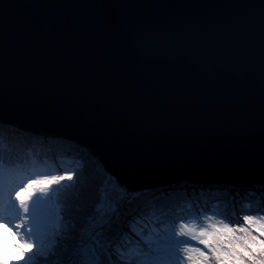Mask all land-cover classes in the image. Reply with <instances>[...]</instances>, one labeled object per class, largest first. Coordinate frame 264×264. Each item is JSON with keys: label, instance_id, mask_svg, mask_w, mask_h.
<instances>
[{"label": "water", "instance_id": "1", "mask_svg": "<svg viewBox=\"0 0 264 264\" xmlns=\"http://www.w3.org/2000/svg\"><path fill=\"white\" fill-rule=\"evenodd\" d=\"M264 0H0V123L129 193L264 187Z\"/></svg>", "mask_w": 264, "mask_h": 264}, {"label": "snow or ice", "instance_id": "2", "mask_svg": "<svg viewBox=\"0 0 264 264\" xmlns=\"http://www.w3.org/2000/svg\"><path fill=\"white\" fill-rule=\"evenodd\" d=\"M76 175L65 171L10 183L7 161L0 159V264H33L38 254H50L46 264H105V256L108 264H264V209L233 222L198 207L194 216L174 221L163 247L154 246L136 231L145 219L143 210L130 213L123 225L119 213L116 219L88 217L87 226L79 229L71 202L61 210L56 202L60 189L52 188ZM132 240L147 250L126 251Z\"/></svg>", "mask_w": 264, "mask_h": 264}, {"label": "trees", "instance_id": "3", "mask_svg": "<svg viewBox=\"0 0 264 264\" xmlns=\"http://www.w3.org/2000/svg\"><path fill=\"white\" fill-rule=\"evenodd\" d=\"M0 135H2L0 136L1 141L8 139L11 143L5 146L0 145V159L7 161L8 172L21 167L22 162L29 159L30 161L35 160L37 157H41L43 160L53 158V160H49L50 162L47 166H43L39 169V172L43 173H38V175H59L65 171H72L76 173L78 170L80 172V170L85 168L88 164L87 169L77 173L83 176V181L81 180V189L84 188L87 191V196L78 198L80 201L78 200L79 202L77 201L76 203L74 201L72 203L68 200L73 206V217L76 219L79 229H83L87 226L88 217H93L94 220H99L100 217V220H102V215L105 213L108 214L107 218L111 216L112 214L108 213L107 210L111 209L112 206H115L118 210H120L122 206L123 209L126 207L123 212H121L123 209L120 211L121 213L119 212L120 218L118 222L122 225L126 223V217L130 213L143 210L145 213V219L141 220L136 226V231L142 232L144 236L155 232L158 227H164L168 221L179 216L178 214L175 216L173 214L176 213V209L179 205L178 202H181L180 195H174L172 198L166 189L152 190L146 193L127 194L123 191V188L120 187L119 183L111 175L107 174L100 161L89 150L78 144L67 142L62 139L59 140L56 138L41 137L27 132H16V130H8L6 127L2 126H0ZM62 146L69 147L72 151L66 154L59 150ZM22 154L27 155L29 159H23ZM56 154H63L64 156ZM65 187H63L64 192ZM52 188L53 191H55L59 188V185H53ZM254 188H259L260 193L255 194ZM190 189H193V192L196 191V187ZM241 189L245 188L241 187ZM63 190H61L59 194L64 193ZM207 190L209 191L210 189L208 188ZM235 190L236 189L230 190L232 193V200H225L223 197L213 198V200L211 199L212 201L217 199L219 206L210 212L216 213L217 218H223L225 216L229 218L233 212L234 206L242 212L255 210L258 212V210L264 209L263 186L246 189V193H242L241 190H238L241 194L236 192V195ZM124 192L125 195L123 196L122 193ZM195 193L197 194L198 192ZM88 194L90 195L88 196ZM142 194L144 195L141 196ZM127 195L129 196L126 197ZM181 195L184 196V193ZM258 195L261 197L260 200ZM134 196L138 201H133L126 206L128 203L126 202V199H130L129 201H132L133 199L131 198H134ZM235 199L237 200L236 202H234ZM184 200L185 199L182 201ZM191 200L192 199H189L188 202ZM194 200H196V198ZM56 201L60 205L59 197ZM195 204L199 203L196 201ZM103 205L105 206L106 211L101 213L98 210H100ZM246 205H249L250 208H247ZM245 208L248 210H245ZM195 210L196 208L193 209L194 212ZM189 212L191 213L189 210L186 211V213ZM162 241L163 240L156 244L163 247L166 241ZM136 247L137 244L135 240H132L131 242H126L125 250L131 253L135 251H146V248L139 247L138 249H135ZM49 256L45 257L44 262L50 259ZM103 259L105 264H108V258L105 256Z\"/></svg>", "mask_w": 264, "mask_h": 264}, {"label": "rangeland", "instance_id": "4", "mask_svg": "<svg viewBox=\"0 0 264 264\" xmlns=\"http://www.w3.org/2000/svg\"><path fill=\"white\" fill-rule=\"evenodd\" d=\"M0 126L6 127L8 130L10 129L12 131L16 130V132L17 131H19L21 133L24 132V131H21L20 129H17V128L13 127V126H7V125H2V124H0ZM30 134H32V133H30ZM0 136H2V135H0ZM0 139H1V137H0ZM56 139L61 140V138H56ZM62 140H64V139H62ZM64 141H66V140H64ZM9 144H11V143H10V141H8V139H5L3 141L0 140V145L1 146H5V145H9ZM36 149H39V148H36ZM59 150L63 151L66 154H68L69 152L72 151L71 148L66 147V146L60 147ZM41 153H42V151H41ZM56 155L64 156L63 154H56ZM22 158L23 159H29V157L27 155H23V154H22ZM49 160H53V158L43 160L41 157H37L35 160H31L30 161V159H29V160H26V161L22 162V166L21 167L15 168L14 170L9 171V172L7 171L10 183L19 184L21 180H24V179L29 178V177L36 176V175H38V173L39 174L43 173V172H39V169H41V167H43V166H47L49 164V162H50ZM87 167H88V164H87V166L85 168L80 170V172H82L85 169H87ZM80 172L78 170V172H76V174L80 173ZM46 175H48V174H46ZM82 177H83L82 175L77 174L76 177H74L73 181H67L66 180V181L61 182V184L59 185L60 191L63 190L64 189L63 187L66 186L65 187V192L63 190L64 193L59 194L61 210H63V208H64L63 205L65 204V201L70 200L72 203H73V201L76 203L79 200L78 198L87 196V191L84 188L81 189V182L83 181ZM178 185L179 186H177V187H174V188H171V189H166V190H167V192L170 193V197H172V198L174 197V195H176V196L180 195L181 202H178L179 205H178V208L176 209V213L173 214L174 216L177 215V214L179 216H177L174 219L168 221L166 223V225H164V227L163 226L161 228L158 227V229H156L155 232L145 235L144 236V240H145L146 243H150L151 244L154 241L158 242L160 240L166 241V237H167L168 233L170 232L171 228L173 227L174 221L177 220L181 216H185V217L194 216L195 212L193 211V209L201 207V205H202L201 203L202 202L204 203V205H205L207 210L212 211L214 209L215 205L216 206L219 205V203H217V199L212 201L213 198H221V197H223V199H225V200H229V199L232 200V193H231L230 190H233V189H236L235 190V195H236V192L237 193L239 192L238 190H241L242 193H246L247 192L246 189H241L240 186H235V185H230V184H209V185H207V184H193V185H196V186H194V187H196V191L195 192H198L196 194L195 192H193L194 191L193 189H190V188L186 187L187 185H182V184H178ZM256 186H258V185H256ZM256 186H254V187H256ZM120 187H122V186L120 185ZM208 188L210 189L209 191L207 190ZM155 190H159V189H155ZM123 191H125L124 188H123ZM149 191H152V190H149ZM125 192L127 194H133V193H129L127 191H125ZM125 192L122 193L123 196L125 195ZM146 192H148V191H145L144 193H146ZM254 192H255V194L256 193H260L259 188H254ZM182 193H184V196L181 195ZM239 194H241V193L239 192ZM89 195L90 194H88V196ZM143 195L144 194H142L141 196H143ZM128 196L129 195H127L126 197H128ZM258 197H259V200H260L261 197L259 195H258ZM192 198H196V201L199 204H195L196 201H192V200L188 202V200L192 199ZM131 199H133V200L129 201L130 199H126V202H128L126 206H128L133 201H138L137 198H135V196H134V198H131ZM183 199H185V200L182 201ZM63 200H65V201H63ZM236 201L237 200L235 199L234 202H236ZM78 206H80V205H78ZM122 209H123V206L121 207L120 210H118V208L116 209L115 206H112L111 209L107 210V212L112 214L111 217L113 219H115L117 213H119ZM124 209L121 212H123ZM187 210L191 211V213L190 212L186 213ZM98 211L101 212V213H103V211H106L105 206L103 205L101 207V209L98 210ZM253 213H257V210H255V211H243L242 212V211H239L238 209H236L235 206H234L232 215L229 217V219L231 221H233V222H236V221L242 219V215L243 214H253ZM107 215H108L107 213L103 214L102 215V220L107 219ZM218 219H219V217H218ZM99 220H100V217H99ZM200 223H204L203 219L200 220ZM5 243L7 244L8 242L5 241ZM138 248H139V246L137 245V247L135 249H138ZM136 252L137 251L133 252V254H135ZM2 254H3V252H0V255H2ZM49 257L51 259V256H49ZM12 259H15L14 251L12 252ZM44 261H45V256L38 254L35 257V259L33 261V264H45L46 262H44Z\"/></svg>", "mask_w": 264, "mask_h": 264}, {"label": "bare ground", "instance_id": "5", "mask_svg": "<svg viewBox=\"0 0 264 264\" xmlns=\"http://www.w3.org/2000/svg\"><path fill=\"white\" fill-rule=\"evenodd\" d=\"M182 185H187L186 187H188V188H193L194 186H193V184H182ZM177 186H179L178 184L177 185H170V186H167V187H162V188H160V189H171V188H174V187H177ZM201 186V185H200ZM243 188H245V189H249V188H251V187H249V188H246V187H243ZM195 198H192V201H196V200H194ZM211 201V200H210ZM202 205H201V207H203V208H205L206 209V207H205V205H204V203L202 202L201 203ZM219 206V205H218ZM218 206H214V208H217ZM246 207L247 208H250L249 207V205H246ZM236 208V207H235ZM236 209H238V208H236ZM245 210H248V209H246L245 208ZM232 215V214H231ZM161 241V240H160ZM160 241H158V242H160ZM158 242H153V243H151L152 245H154L155 246V244L156 243H158ZM163 242V241H162ZM147 250V249H146Z\"/></svg>", "mask_w": 264, "mask_h": 264}]
</instances>
